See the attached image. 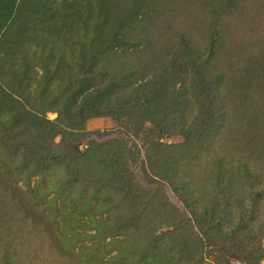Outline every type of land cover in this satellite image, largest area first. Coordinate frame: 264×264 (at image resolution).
<instances>
[{
  "label": "rangeland",
  "instance_id": "374dc122",
  "mask_svg": "<svg viewBox=\"0 0 264 264\" xmlns=\"http://www.w3.org/2000/svg\"><path fill=\"white\" fill-rule=\"evenodd\" d=\"M0 264H264V0H0Z\"/></svg>",
  "mask_w": 264,
  "mask_h": 264
}]
</instances>
